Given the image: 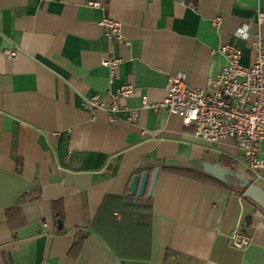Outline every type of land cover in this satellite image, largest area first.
Returning a JSON list of instances; mask_svg holds the SVG:
<instances>
[{
	"label": "crops",
	"instance_id": "1",
	"mask_svg": "<svg viewBox=\"0 0 264 264\" xmlns=\"http://www.w3.org/2000/svg\"><path fill=\"white\" fill-rule=\"evenodd\" d=\"M89 1L0 0V264H264V213L240 190L162 167L150 192L155 166L209 162L210 151L213 163L227 158L263 189L264 168L251 171L232 142L208 147L141 100L161 102L177 73L205 88L225 65V43L250 64L254 33L264 37L256 23L264 0H94L101 9ZM103 16L120 23L127 44L105 38ZM244 27L246 39L233 35ZM10 49L17 55L8 59ZM103 59H118L112 76ZM123 85L133 92L118 100L115 123L83 106ZM144 173L143 195L130 196ZM142 198L151 201L149 222L137 220ZM236 229L247 248L232 246Z\"/></svg>",
	"mask_w": 264,
	"mask_h": 264
},
{
	"label": "built area",
	"instance_id": "2",
	"mask_svg": "<svg viewBox=\"0 0 264 264\" xmlns=\"http://www.w3.org/2000/svg\"><path fill=\"white\" fill-rule=\"evenodd\" d=\"M88 6L101 9L98 1H89ZM219 18L213 22L217 24ZM256 23L264 24V12L258 11ZM99 25L106 39L118 44H127L121 33V25L114 19L103 16ZM237 38L248 37L246 27L233 33ZM225 59L218 72L208 81L205 88L186 85L182 73L168 76L165 97L159 103H149L142 97V108L156 113L166 111L180 119L184 128L192 129V136L208 147L232 142L242 155L243 163L251 171L264 168V37L254 33L252 42L253 59L248 65L241 63V50L234 44L225 43L219 48ZM8 59L17 55V50L5 51ZM118 59H103L101 65L110 76L118 65ZM133 92L131 85H123L107 99L95 94L84 107L94 114L98 110L107 113L108 122L115 123L118 100L125 99ZM137 118L136 110H129L127 120ZM234 248L245 249L250 239L236 229L229 236Z\"/></svg>",
	"mask_w": 264,
	"mask_h": 264
},
{
	"label": "water",
	"instance_id": "3",
	"mask_svg": "<svg viewBox=\"0 0 264 264\" xmlns=\"http://www.w3.org/2000/svg\"><path fill=\"white\" fill-rule=\"evenodd\" d=\"M162 167H174V164L169 161H164L162 165L154 167L150 181V192L153 189L157 174ZM185 168L197 170L206 177L222 183L229 189H238L242 191V197L264 213V189L235 169L225 167L217 162L209 163L202 159L189 160ZM148 180V173H144L142 176H134L128 187L129 195L134 196L137 194L142 196Z\"/></svg>",
	"mask_w": 264,
	"mask_h": 264
},
{
	"label": "trees",
	"instance_id": "4",
	"mask_svg": "<svg viewBox=\"0 0 264 264\" xmlns=\"http://www.w3.org/2000/svg\"><path fill=\"white\" fill-rule=\"evenodd\" d=\"M222 164L224 166L228 167V168H233V164L227 158L223 159ZM163 169L166 170V171L175 172L177 174L186 175V176H189L191 178L200 179L202 181H205V182H208V183H211V184H214V185L225 187L223 184H221V183H219V182H217V181H215V180H213L211 178L205 177L202 173H200L198 171H195V170H188V169H185V168H169V167H166V168H163ZM138 172H140V173L142 172L143 173V170L142 171H138ZM234 191H238V190L234 189ZM143 200H144V198H142L141 200L138 199L139 204L135 205L136 214H137V220L139 222H149L150 217H151V201H150L149 198L146 201H143ZM82 239H83L82 234L77 230L75 243H74L72 249L69 252V255L72 258L78 257V255H79V253L81 251V240Z\"/></svg>",
	"mask_w": 264,
	"mask_h": 264
},
{
	"label": "rangeland",
	"instance_id": "5",
	"mask_svg": "<svg viewBox=\"0 0 264 264\" xmlns=\"http://www.w3.org/2000/svg\"><path fill=\"white\" fill-rule=\"evenodd\" d=\"M209 156L206 157V160L209 161L210 163H213L215 160H219L218 159V154L215 153L214 151H210L208 152Z\"/></svg>",
	"mask_w": 264,
	"mask_h": 264
}]
</instances>
